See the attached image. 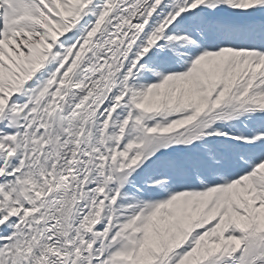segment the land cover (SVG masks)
Returning <instances> with one entry per match:
<instances>
[{"label": "snow or ice", "instance_id": "snow-or-ice-1", "mask_svg": "<svg viewBox=\"0 0 264 264\" xmlns=\"http://www.w3.org/2000/svg\"><path fill=\"white\" fill-rule=\"evenodd\" d=\"M0 264H264V0H0Z\"/></svg>", "mask_w": 264, "mask_h": 264}]
</instances>
